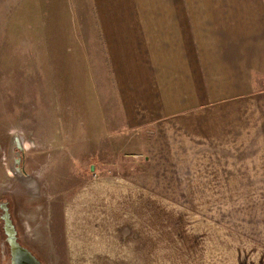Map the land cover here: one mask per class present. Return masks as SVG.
Here are the masks:
<instances>
[{
  "label": "rangeland",
  "instance_id": "obj_1",
  "mask_svg": "<svg viewBox=\"0 0 264 264\" xmlns=\"http://www.w3.org/2000/svg\"><path fill=\"white\" fill-rule=\"evenodd\" d=\"M75 5L0 0V215L17 244L40 264H264V162L134 172L111 96L95 94L88 8ZM14 135L29 180L13 173Z\"/></svg>",
  "mask_w": 264,
  "mask_h": 264
},
{
  "label": "crops",
  "instance_id": "obj_2",
  "mask_svg": "<svg viewBox=\"0 0 264 264\" xmlns=\"http://www.w3.org/2000/svg\"><path fill=\"white\" fill-rule=\"evenodd\" d=\"M73 2L88 8L95 94L111 96L134 172L264 162V0Z\"/></svg>",
  "mask_w": 264,
  "mask_h": 264
},
{
  "label": "water",
  "instance_id": "obj_3",
  "mask_svg": "<svg viewBox=\"0 0 264 264\" xmlns=\"http://www.w3.org/2000/svg\"><path fill=\"white\" fill-rule=\"evenodd\" d=\"M13 141L16 143V147L20 148L18 145V138L17 135L13 136ZM19 173V170H16ZM25 180H29L28 176H24ZM1 218L3 219L4 225L3 230L5 231L6 235V243L10 246V264H40L36 257H33L30 252L23 247L17 244L14 237V231L11 227V223L7 218V213L4 211ZM10 228V232L6 230V228ZM25 261V262H24Z\"/></svg>",
  "mask_w": 264,
  "mask_h": 264
},
{
  "label": "flooded vegetation",
  "instance_id": "obj_4",
  "mask_svg": "<svg viewBox=\"0 0 264 264\" xmlns=\"http://www.w3.org/2000/svg\"><path fill=\"white\" fill-rule=\"evenodd\" d=\"M13 137V136H12ZM18 145L20 147V144H19V138H18ZM11 151H13V157L11 159V164L13 166V173L14 175H16L17 177H20V178H23L25 180V177L26 174L23 173V168L20 164L21 162V147L20 148H17L16 147V143L13 141V138H12V147H11ZM16 170H19V173L16 172ZM27 180V179H26ZM1 216V215H0ZM4 231V230H3ZM5 233V231H4ZM6 236V235H5ZM5 243H6V240H5ZM7 245V252L9 250V253H8V258H9V264H10V246L9 244H5ZM21 245V244H20ZM25 262V261H24Z\"/></svg>",
  "mask_w": 264,
  "mask_h": 264
},
{
  "label": "bare ground",
  "instance_id": "obj_5",
  "mask_svg": "<svg viewBox=\"0 0 264 264\" xmlns=\"http://www.w3.org/2000/svg\"><path fill=\"white\" fill-rule=\"evenodd\" d=\"M6 230H7L8 232H10V228H9V227H7Z\"/></svg>",
  "mask_w": 264,
  "mask_h": 264
}]
</instances>
